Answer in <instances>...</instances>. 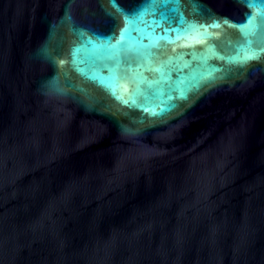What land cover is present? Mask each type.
I'll return each instance as SVG.
<instances>
[{
    "label": "water",
    "instance_id": "1",
    "mask_svg": "<svg viewBox=\"0 0 264 264\" xmlns=\"http://www.w3.org/2000/svg\"><path fill=\"white\" fill-rule=\"evenodd\" d=\"M153 3L0 0V264H264V0Z\"/></svg>",
    "mask_w": 264,
    "mask_h": 264
},
{
    "label": "snow or ice",
    "instance_id": "2",
    "mask_svg": "<svg viewBox=\"0 0 264 264\" xmlns=\"http://www.w3.org/2000/svg\"><path fill=\"white\" fill-rule=\"evenodd\" d=\"M110 2L115 4L116 0H110ZM155 2H157V0H154L153 6H155ZM158 2L160 3V6L163 7V6H166L170 2V0H158ZM261 7H264V4H262ZM260 18L264 20V15H261ZM141 22H142V17L139 12H133L131 14H126L125 15V26L123 29H121L120 41L126 40V38L132 34V32L136 31ZM224 23L227 24L228 21L224 20ZM216 26L218 27L219 25H216ZM237 27L243 28V26L241 25H238ZM113 38H114V30L111 35H105L103 33H94L88 39H89V43H94V44L97 43L98 41H103L104 43L101 45V47L104 50L112 51L114 54L118 55L119 53L118 45L111 44V40ZM252 58H254V54L252 53L248 54L245 57V59H252Z\"/></svg>",
    "mask_w": 264,
    "mask_h": 264
}]
</instances>
